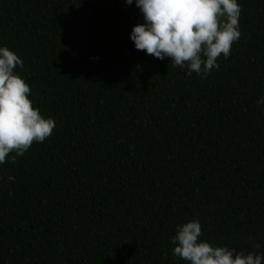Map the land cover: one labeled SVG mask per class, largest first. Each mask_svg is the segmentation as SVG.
Returning a JSON list of instances; mask_svg holds the SVG:
<instances>
[{"label":"trees","instance_id":"16d2710c","mask_svg":"<svg viewBox=\"0 0 264 264\" xmlns=\"http://www.w3.org/2000/svg\"><path fill=\"white\" fill-rule=\"evenodd\" d=\"M238 2L241 37L203 78L134 48L135 4L0 0V46L55 121L0 165V264H187L171 238L193 219L264 252V0Z\"/></svg>","mask_w":264,"mask_h":264},{"label":"clouds","instance_id":"9594fccd","mask_svg":"<svg viewBox=\"0 0 264 264\" xmlns=\"http://www.w3.org/2000/svg\"><path fill=\"white\" fill-rule=\"evenodd\" d=\"M135 6L143 23L132 28L130 40L136 50L160 61L170 58L171 66L186 74L206 78L223 55L227 59L241 32L238 0H124ZM20 57L0 46V165L15 164L34 143H43L55 128L29 99L30 86L17 74ZM260 103L264 104V99ZM14 155H11L13 154ZM4 179L0 177V180ZM14 181V176H8ZM198 219L178 225L171 238L172 255L187 264H264V252H237L227 246H213L200 239ZM261 244H255L259 250Z\"/></svg>","mask_w":264,"mask_h":264}]
</instances>
